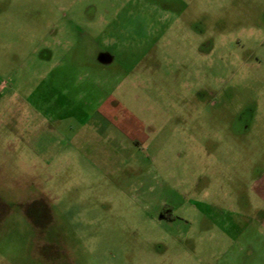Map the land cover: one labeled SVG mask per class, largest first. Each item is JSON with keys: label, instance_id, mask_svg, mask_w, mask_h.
Instances as JSON below:
<instances>
[{"label": "rangeland", "instance_id": "1", "mask_svg": "<svg viewBox=\"0 0 264 264\" xmlns=\"http://www.w3.org/2000/svg\"><path fill=\"white\" fill-rule=\"evenodd\" d=\"M0 264H264V0H0Z\"/></svg>", "mask_w": 264, "mask_h": 264}, {"label": "flooded vegetation", "instance_id": "2", "mask_svg": "<svg viewBox=\"0 0 264 264\" xmlns=\"http://www.w3.org/2000/svg\"><path fill=\"white\" fill-rule=\"evenodd\" d=\"M164 211H165V209L161 212V214H163L164 213ZM163 217V216H162Z\"/></svg>", "mask_w": 264, "mask_h": 264}]
</instances>
